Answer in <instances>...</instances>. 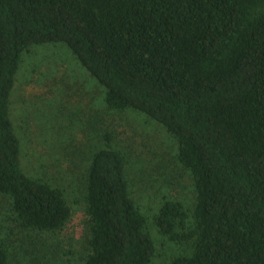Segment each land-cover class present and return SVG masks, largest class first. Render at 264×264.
Masks as SVG:
<instances>
[{"label":"trees","instance_id":"trees-1","mask_svg":"<svg viewBox=\"0 0 264 264\" xmlns=\"http://www.w3.org/2000/svg\"><path fill=\"white\" fill-rule=\"evenodd\" d=\"M47 44L71 52L108 111L143 114L176 141L196 196L191 211L166 201L154 217L190 250L168 264H264V0H0V196L22 230L56 235L70 206L22 171L9 111L22 54ZM111 143L86 169L83 264H150L146 218Z\"/></svg>","mask_w":264,"mask_h":264},{"label":"rangeland","instance_id":"rangeland-1","mask_svg":"<svg viewBox=\"0 0 264 264\" xmlns=\"http://www.w3.org/2000/svg\"><path fill=\"white\" fill-rule=\"evenodd\" d=\"M103 98L104 89L63 44L34 46L22 54L9 108L21 168L27 177L60 189L71 218L56 235L22 230L9 201L0 196V242L10 264H83L88 250L84 179L93 151L107 136L125 158L130 197L146 218L155 249L150 264L190 253L154 225L164 202H180L188 211L195 204L194 183L177 161L176 141L143 114L108 111Z\"/></svg>","mask_w":264,"mask_h":264}]
</instances>
